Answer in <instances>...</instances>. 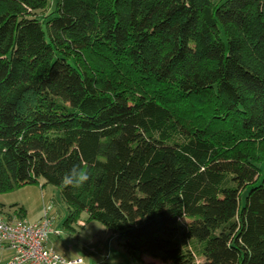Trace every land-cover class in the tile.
I'll return each mask as SVG.
<instances>
[{"label": "trees", "instance_id": "16d2710c", "mask_svg": "<svg viewBox=\"0 0 264 264\" xmlns=\"http://www.w3.org/2000/svg\"><path fill=\"white\" fill-rule=\"evenodd\" d=\"M47 5L0 0V194L42 179L134 264H264V0Z\"/></svg>", "mask_w": 264, "mask_h": 264}, {"label": "rangeland", "instance_id": "374dc122", "mask_svg": "<svg viewBox=\"0 0 264 264\" xmlns=\"http://www.w3.org/2000/svg\"><path fill=\"white\" fill-rule=\"evenodd\" d=\"M55 2L48 0L47 9L43 12L53 11ZM43 12L37 13L41 16ZM0 207L3 214H15L23 207L27 220L35 215L40 216L48 209L52 230L59 233L49 236L48 245L66 259H79L80 264H134L118 236L101 223L89 220L86 213H80L75 222L66 226L64 221L71 211L70 207L63 201L60 190L45 184L42 179L0 194ZM80 220L84 225L79 224ZM143 258L151 260L147 255ZM155 263L158 264V261Z\"/></svg>", "mask_w": 264, "mask_h": 264}, {"label": "built area", "instance_id": "2783aa9c", "mask_svg": "<svg viewBox=\"0 0 264 264\" xmlns=\"http://www.w3.org/2000/svg\"><path fill=\"white\" fill-rule=\"evenodd\" d=\"M51 234L59 233L52 230L48 209L33 221L0 212V264H80L49 247Z\"/></svg>", "mask_w": 264, "mask_h": 264}, {"label": "clouds", "instance_id": "9594fccd", "mask_svg": "<svg viewBox=\"0 0 264 264\" xmlns=\"http://www.w3.org/2000/svg\"><path fill=\"white\" fill-rule=\"evenodd\" d=\"M90 179L89 173L84 168L74 165L61 180L63 187L81 188Z\"/></svg>", "mask_w": 264, "mask_h": 264}, {"label": "crops", "instance_id": "0c3cea01", "mask_svg": "<svg viewBox=\"0 0 264 264\" xmlns=\"http://www.w3.org/2000/svg\"><path fill=\"white\" fill-rule=\"evenodd\" d=\"M38 217H39L38 215H35V216H33L31 219H28V220L33 221V220H36ZM80 221H81V220H80ZM83 223H84V222H83Z\"/></svg>", "mask_w": 264, "mask_h": 264}]
</instances>
